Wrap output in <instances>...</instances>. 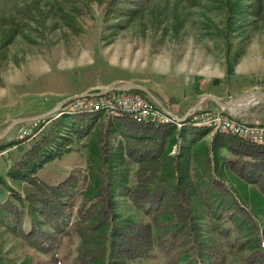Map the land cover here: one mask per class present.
Here are the masks:
<instances>
[{"label":"rangeland","instance_id":"obj_1","mask_svg":"<svg viewBox=\"0 0 264 264\" xmlns=\"http://www.w3.org/2000/svg\"><path fill=\"white\" fill-rule=\"evenodd\" d=\"M125 86L147 89L178 118H186L192 106L214 90L229 92L221 101L225 103L254 93L264 94V0H0V136L11 122L43 115L65 100L64 103L76 97H100L108 90L139 95L113 90ZM207 104L211 107H205ZM262 108L264 111V101ZM197 110L220 112L238 122L264 127L263 121L245 122L216 111L210 100L202 102ZM91 116L60 117L42 130L46 132L57 124L47 153L64 155L46 163L38 171V179L56 185L74 174L79 180V190L70 199L72 208L63 221L59 248L54 254L60 264H76L83 250L86 241L75 224V211L99 180V147L92 133L102 132L101 124L89 129L81 140L70 129L72 119ZM103 117L104 121L111 120V131L115 117ZM32 121L35 120L19 123L0 137V203L11 199V191L23 195L27 190L25 182L15 180L6 171L33 144L34 140H16L19 130ZM182 128L180 137L177 129L173 133L170 155L184 153L187 148L191 166L196 168L208 160L216 179L232 197L225 199L208 190L192 202L199 240L215 241L224 259L215 260L207 250L197 249L194 263L186 251L177 248L172 251L174 264H230V250L237 244L250 250L259 247L246 218L232 214L238 227V233L233 234V248L219 232L220 218L232 211L233 199L256 225L254 229L264 248V197L229 170L226 161L232 157L228 152L217 146L211 153L207 151L212 136L223 134L202 132L203 136L188 146L186 133L192 128L187 124ZM103 135L110 147V163L102 169L112 175L114 220L117 224H148L156 242L148 257L132 264H168L158 241L174 227L169 213L164 208L138 209L122 195L121 183L133 185L136 165L118 147L120 137ZM66 149L70 150L67 154ZM42 228L56 236L47 222ZM102 230L95 231L97 239ZM97 239L92 238L93 246H97ZM0 256L9 264L49 260V256L2 226ZM89 264L100 262L94 259Z\"/></svg>","mask_w":264,"mask_h":264},{"label":"trees","instance_id":"obj_2","mask_svg":"<svg viewBox=\"0 0 264 264\" xmlns=\"http://www.w3.org/2000/svg\"><path fill=\"white\" fill-rule=\"evenodd\" d=\"M134 93L147 98L141 91ZM91 115L88 119L79 118L70 121L71 132L77 140L86 136L88 130L94 126L97 128L101 124L103 128L99 134L97 130H93L92 133L99 147L97 161L101 169L98 183L84 195L82 203L75 211V224L86 241L76 264H89L94 259L100 264H132L134 261L148 257L156 243L148 224H117L114 220L112 175L102 169L103 165L110 163L111 158L110 147L107 141L105 142L103 133L107 136L115 134L120 137L118 147L136 165L133 171V185L121 183L122 195L138 209L164 208L171 217V224L174 227L158 241V246L168 264H174L172 251L177 248L182 249L178 251H186L194 263L198 257L197 249L207 250L215 260L224 259V256L218 252L215 241L199 240V228L192 216L193 200L201 197L208 190L215 191L225 199L232 197L222 182L216 179L211 163L207 160L199 168L192 167L187 148L184 153L171 156L172 136L176 130L172 125L143 123L126 115H119L114 118V128L110 131L112 125L110 119L104 121L102 113ZM56 126L57 124H54L49 130L33 139L30 148L23 152L18 161L7 168L6 174L11 175L15 180L25 182L28 187L23 195L11 191V199L0 203V226L39 253L49 256V260L35 264H60L54 255L60 244L59 234L62 231L63 221L69 216L72 208L70 199L79 190V180L74 174H69L56 185H48L37 177L38 171L46 163L64 155L61 152L47 153L55 139ZM191 128L193 131L194 128ZM192 131L186 133L188 146L199 140L203 136L202 132L208 133L205 129H200L201 133ZM183 133V128L177 130L179 137ZM214 146L231 155L232 159L226 161L229 170L238 178L253 185L264 197V145L257 146L241 138L223 134L212 136L210 149L207 151L211 153ZM66 152L70 150L66 149L64 153ZM230 202L233 206L232 211L224 218H220L222 221L219 223L221 227L219 232L230 240V247L233 248V234L235 231L238 233L235 219L232 221L234 214L248 219L247 224L252 228V233L260 244L258 248L251 250L243 248L241 243L237 244L230 250L232 260L230 264H264V248L261 247L260 235L254 229L256 225L252 223L245 208L237 204L234 199L233 203ZM43 222L48 223L56 236H50L42 228ZM100 228L103 230L97 239L95 231ZM215 229L219 228L215 227ZM92 238L97 239V246H93ZM0 264L9 263L0 256Z\"/></svg>","mask_w":264,"mask_h":264},{"label":"built area","instance_id":"obj_3","mask_svg":"<svg viewBox=\"0 0 264 264\" xmlns=\"http://www.w3.org/2000/svg\"><path fill=\"white\" fill-rule=\"evenodd\" d=\"M102 113L107 118L126 115L138 122L169 124L177 130L187 124L193 128L205 129L211 134H226L241 138L251 144L264 145V127L257 124L238 122L220 112L196 110L186 118L168 114L152 100L140 95H120L107 92L100 97H76L47 117L37 119L16 134V140L31 141L53 120L83 114Z\"/></svg>","mask_w":264,"mask_h":264},{"label":"water","instance_id":"obj_4","mask_svg":"<svg viewBox=\"0 0 264 264\" xmlns=\"http://www.w3.org/2000/svg\"><path fill=\"white\" fill-rule=\"evenodd\" d=\"M113 90H117V91H141L143 92L150 100H152L156 105H158L160 108H162L164 111H166L168 114H170L162 105L161 103L153 96V94L148 91L147 89L143 88V87H140V86H125V87H121V88H115ZM109 91V90H108ZM107 91V92H108ZM92 95H99V94H92ZM88 96V95H87ZM258 99H264V94H261V93H254L252 94L251 96L241 100V99H238V100H233L231 102H221L220 100H218L216 97L212 96V95H205L203 97L200 98V100L195 103L192 108L189 110V112H187V114L184 116H188L190 114V111H195L197 110L198 108H200L202 102L206 101V100H210L212 101L214 104H216L218 107L220 108H229V107H234V106H238V107H244L246 105H249L255 101H257ZM66 101V100H65ZM61 102L60 104H58L53 110L43 114V115H40V116H37L35 118H29V119H18V120H15L13 122H11L5 129V131L1 134L0 137H3L7 134V132H9L14 126L18 125L19 123H23V122H27V121H30V120H37V119H40V118H43V117H47L51 114H53L54 112H56L61 106L62 104H64V102ZM173 115V114H171Z\"/></svg>","mask_w":264,"mask_h":264},{"label":"crops","instance_id":"obj_5","mask_svg":"<svg viewBox=\"0 0 264 264\" xmlns=\"http://www.w3.org/2000/svg\"><path fill=\"white\" fill-rule=\"evenodd\" d=\"M228 93L229 92L223 93L221 90H214L212 92L205 93V94L206 95H212V96L216 97L218 100L224 101L225 97H226V95H228ZM263 101H264V99H258L257 101H255L249 105H246L244 107H232L228 110H224L222 108H219L218 106H216L214 104V109H216V111L226 112L229 115H232L233 117H235L241 121H245V122L263 121L264 122V111H262ZM208 106L211 107L208 104L205 107H208ZM14 147H16V146H14Z\"/></svg>","mask_w":264,"mask_h":264}]
</instances>
